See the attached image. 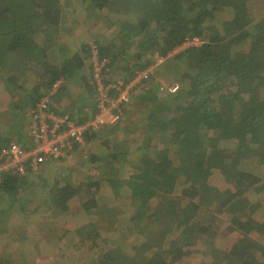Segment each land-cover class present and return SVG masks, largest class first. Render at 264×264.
<instances>
[{"label":"trees","instance_id":"16d2710c","mask_svg":"<svg viewBox=\"0 0 264 264\" xmlns=\"http://www.w3.org/2000/svg\"><path fill=\"white\" fill-rule=\"evenodd\" d=\"M249 2L0 0V81L8 98L1 124L7 138L1 137L0 149L7 142L27 148L23 141L29 123L24 115L41 98L60 107L57 98L65 96L68 84L81 93L58 112L68 114L76 125L94 117L91 44L107 58L109 77L129 83L156 57L166 56L186 40L201 41L170 57L180 71L179 84L171 85L176 87L173 93L156 81L153 69L145 84L133 89L115 125L88 129L83 150L74 146L67 154L68 159L86 158L85 149L96 145L90 163L99 178L82 179L77 187L60 173L61 167L56 174L48 173V163L35 174L5 176L0 184V237L7 230L1 223L4 202L13 210L19 185L37 187L41 181L45 210L52 219L80 204L91 225L88 234L119 238L122 226H133L138 241L108 249L99 264L178 263L185 256L184 244L194 234L197 242L210 243L220 216L226 214H232L226 231L240 238L227 251L216 249L213 259L220 258V264H264V249L255 241L264 237V218L257 216L263 209L261 202L247 199L254 193L264 195V15L252 14ZM258 2L264 10V0ZM64 9L104 23L108 36L94 33L90 42L77 40L80 43L70 50L60 42ZM10 70L2 79L1 72ZM31 78L37 87H28ZM59 80L63 83L53 93ZM131 102L135 107L129 109ZM131 113L140 120L129 121ZM123 119V143L97 142ZM94 180L108 183L111 192L118 189L128 216L114 207L118 198L98 199L102 189L96 192L90 185ZM26 208L17 214L33 212Z\"/></svg>","mask_w":264,"mask_h":264},{"label":"rangeland","instance_id":"374dc122","mask_svg":"<svg viewBox=\"0 0 264 264\" xmlns=\"http://www.w3.org/2000/svg\"><path fill=\"white\" fill-rule=\"evenodd\" d=\"M248 5L250 6L252 14L255 13L257 17H262L264 15L262 3H259L258 0H250ZM107 13L109 15L112 14L111 11ZM104 15H106V13H104ZM94 20L95 19H89L85 13H71L69 9H64L61 20V35L64 37L60 40L61 44L65 43L69 46L68 48L70 50H75L74 43H80L77 40H85L88 35L91 36L94 33H99L104 36L106 25L98 22L94 28L92 24L94 23ZM87 41L90 42L89 39H87ZM102 49L104 50L103 47ZM180 51L177 50L178 53ZM170 57L167 58L165 62L158 65L159 67H156V70L154 68V77H158L156 81H162L159 83L165 88L171 86L170 84H179L178 80L180 79V71L179 69L176 71L177 69L174 67L173 61L170 60ZM11 71L12 70L3 71L1 73L9 74ZM112 78L114 79L113 76ZM0 83H2V81H0ZM36 84L37 81L34 78L28 80L29 88L37 87ZM2 89L3 87L0 84V128L4 120L2 115L5 114L4 112L8 105V98L5 96ZM80 93L79 88L74 85L69 86L68 91L65 92V96L62 95L57 98L58 103L62 105H60L61 109L65 108L66 105L75 100ZM134 104L135 103L131 102L128 108H134ZM24 116L28 120V112ZM124 119L107 135L103 134L104 137L100 135V139L97 140V142L99 143L102 140L106 142L110 141L112 145L123 143L125 135L121 132L120 125H122V123L124 124ZM139 120V115L136 116L135 113H131L129 115V121L133 122ZM1 131L2 130H0V139L2 141L3 139L1 137H7L4 133L1 134ZM23 143L26 145V140H24ZM8 144L9 142H7L5 146H8ZM95 146L89 145L85 149L87 151L86 158L80 159L82 155H79L80 157H75L69 162L66 161L63 163L50 164L46 165L45 168L48 169V173L52 171L51 173L54 174H56V169L60 167L63 168L60 173H62L63 176L69 177V180L74 185H77V187L82 182V179L86 181L93 180L91 177L99 178V174L94 171L95 165L90 163L91 153L96 152ZM28 181H31V179ZM25 183L26 182H22L19 185V194H17L19 200L16 203H13L11 207L13 210L9 209L7 207L9 204H6L5 202L2 207L1 214L3 215V218L1 223L7 225V230L5 231L6 236L0 237V253L6 257L0 258V264H99V261L101 260L100 257L108 249L113 247L115 248L117 245L123 246L125 243L133 244L138 241L134 235L132 225L122 226L119 231V238L115 236L113 239H109L103 235L95 233L88 234V230H90L91 225L88 224L89 221H86V215L81 213L80 204H74L70 211L66 212L62 217L52 219L49 217V212L45 210L43 193L46 189L44 183L39 181L37 187H34L35 185H33V183ZM90 185L97 190L96 192L102 189L100 194H97V197L101 200V202H112L114 199H119V193L116 192L118 189H114V192L107 190L106 186L108 183L105 181L98 182L97 180H94L90 182ZM176 194L177 193L174 192L173 195L176 196ZM0 199H2V197ZM247 199L250 203H255L256 201L261 202V207H259V209L263 210L260 211L257 216L263 219L264 195H256V193H254ZM119 200L120 201L113 203L114 207H118L119 210L126 211V215L128 216L127 211L129 209L126 208L127 206L125 200ZM25 208L27 211L33 210V212L25 213L23 215L17 214L18 211H21L22 209L24 210ZM261 213L263 214L261 215ZM231 218L232 214L220 216L216 225L217 230L215 231L213 239H211L212 241L210 243L205 244L201 241L197 242L198 239L194 234L192 239H190L188 243L184 244L187 247L184 250L186 257L184 256L179 262L182 264H220V258L216 260L213 259L215 250L218 249L227 251V249L240 238L238 233L231 234L226 231ZM103 232L107 234L105 230H103ZM172 235L175 236V239L178 238V235L175 233ZM58 237L61 240V244L56 246V243H53V241H58ZM172 238L173 237L170 236L168 241ZM255 241L256 246L260 250H263L264 237L255 239ZM115 242L117 243L116 245L113 244ZM210 244H213V246ZM34 252H36V256ZM209 254H211V256ZM179 262L174 264H180ZM169 263L170 262L167 261V264Z\"/></svg>","mask_w":264,"mask_h":264},{"label":"built area","instance_id":"2783aa9c","mask_svg":"<svg viewBox=\"0 0 264 264\" xmlns=\"http://www.w3.org/2000/svg\"><path fill=\"white\" fill-rule=\"evenodd\" d=\"M200 44L198 38L186 40L166 56L156 57L155 64L138 71L129 83L109 77L107 58L102 57L100 49L91 44L88 63L96 114L89 121L76 125L68 114L58 112L59 105L49 102L47 97L41 98L28 112L27 148L10 142L0 149V184L5 176L24 177L28 173L35 174L46 163L67 160V154L74 146L83 150L87 130L98 131L102 127L115 125L122 117L121 107L130 101L133 89L145 84L155 67L178 53L177 50ZM62 83V80L55 82L52 92H57ZM166 89L173 93L176 87L169 86Z\"/></svg>","mask_w":264,"mask_h":264},{"label":"crops","instance_id":"0c3cea01","mask_svg":"<svg viewBox=\"0 0 264 264\" xmlns=\"http://www.w3.org/2000/svg\"><path fill=\"white\" fill-rule=\"evenodd\" d=\"M64 12V11H63ZM63 12H62V14H63ZM72 13V12H71ZM88 17V16H87ZM89 18V17H88ZM89 19H95L94 17H91V18H89ZM61 20H62V15H61ZM98 22H96V20H94V23H92L93 24V27L95 28L96 27V25L95 24H97ZM61 24H62V22H61ZM88 32V31H87ZM89 37H90V35H88L87 36V38L85 39V40H82V39H80V40H82V41H84L85 43H87L88 41H87V39H89ZM155 64V63H154ZM2 79H4V74H3V78ZM158 79V77L156 78V80ZM158 82H162V81H160V80H158ZM1 85H2V87H3V84L2 83H0ZM170 85H173V84H170ZM69 86H73V85H71V84H68L67 85V87H69ZM75 87H76V85H74ZM78 88V87H77ZM3 90V89H2ZM80 91V90H79ZM92 101V100H91ZM57 104V103H56ZM71 104V103H70ZM61 105V104H60ZM57 106H58V104H57ZM62 106V105H61ZM61 106L59 107V109H61ZM93 106V105H92ZM127 106V105H126ZM126 109V108H125ZM61 110H63V111H65V108H63V109H61ZM0 130H1V128H0ZM25 140H26V147L29 145V139H28V135H27V131H26V133H25ZM75 157H77V155L76 156H74V157H71V158H69L68 160H67V162H69L70 160H72L73 158H75ZM47 165H50L49 163L47 164ZM71 165V164H70ZM29 174V173H28ZM30 174H33V173H30ZM27 175V174H26ZM25 175V176H26ZM26 179H31L32 180V178H30V177H27ZM52 239V238H51ZM62 239H63V237H62ZM53 243H56V246H58V244H61V240H60V238L58 237V241L57 240H55V241H53ZM34 254H35V256H36V252H34Z\"/></svg>","mask_w":264,"mask_h":264}]
</instances>
